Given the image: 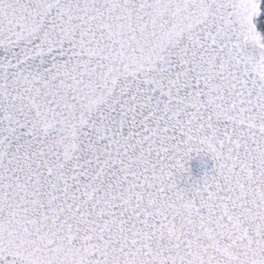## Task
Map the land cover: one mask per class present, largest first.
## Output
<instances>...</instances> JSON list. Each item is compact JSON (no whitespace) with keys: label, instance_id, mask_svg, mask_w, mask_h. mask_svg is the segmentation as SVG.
I'll return each mask as SVG.
<instances>
[{"label":"snow or ice","instance_id":"1","mask_svg":"<svg viewBox=\"0 0 264 264\" xmlns=\"http://www.w3.org/2000/svg\"><path fill=\"white\" fill-rule=\"evenodd\" d=\"M0 264H264V0H0Z\"/></svg>","mask_w":264,"mask_h":264},{"label":"water","instance_id":"2","mask_svg":"<svg viewBox=\"0 0 264 264\" xmlns=\"http://www.w3.org/2000/svg\"><path fill=\"white\" fill-rule=\"evenodd\" d=\"M193 169V176L194 178H199L202 176L204 170H208L211 167V161L207 160L205 167H201V164L199 162H193L191 165Z\"/></svg>","mask_w":264,"mask_h":264}]
</instances>
